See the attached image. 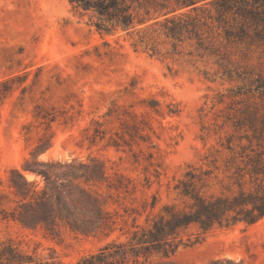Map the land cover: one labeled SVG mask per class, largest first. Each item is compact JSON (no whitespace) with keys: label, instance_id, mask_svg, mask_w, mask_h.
<instances>
[{"label":"rangeland","instance_id":"rangeland-1","mask_svg":"<svg viewBox=\"0 0 264 264\" xmlns=\"http://www.w3.org/2000/svg\"><path fill=\"white\" fill-rule=\"evenodd\" d=\"M131 7L134 29L105 34L94 28L92 13L67 0H0V82L8 81L0 87V241L75 263L108 242L124 243L132 218L143 223L151 211L153 195L155 210L176 203L175 180L190 164L207 168L213 156L220 179L213 191L237 190L224 147L231 142L240 151L238 138H252L253 111L258 127L264 119V19L248 17L246 32L233 27L229 37L207 28L199 39L160 35L153 54L132 46L134 31L151 22L137 24L144 11L136 2ZM39 139L46 148L33 158ZM91 159L106 174L90 187L115 221L107 234L83 236L60 225L48 236L11 218L12 169L41 189L43 178L24 170L26 160ZM197 233H188L192 241ZM148 264H264V217L214 228Z\"/></svg>","mask_w":264,"mask_h":264},{"label":"trees","instance_id":"trees-1","mask_svg":"<svg viewBox=\"0 0 264 264\" xmlns=\"http://www.w3.org/2000/svg\"><path fill=\"white\" fill-rule=\"evenodd\" d=\"M73 8L90 12L96 18L93 26L99 33L109 34L117 28L134 29L135 22L131 3L136 2L145 16L137 17L136 23L145 25L135 30L132 46L157 54V38L179 41L183 36L197 37L205 28L222 30L230 36L233 27L246 32L248 17L264 19L256 7L264 9V0H67ZM129 1V3H128ZM186 9L178 15L179 10ZM8 81L0 82L5 87ZM2 89H0V95ZM249 120L252 138L240 136L236 146L231 142L224 147L231 153L225 162V170L232 167L227 176L237 186L227 193L213 191V180L220 181L219 170L213 156L210 166H187L175 180L173 191L176 203L161 205L157 210L156 196H152L151 211L143 223L132 218L123 242L111 241L97 252L84 256L75 263H65L52 256H38L21 250L11 239L0 241V264H148L155 256L169 258L181 246L197 243L199 238L214 228L229 227L238 223L251 225L264 217V119L257 124L258 111ZM246 139L248 146L241 145ZM33 158L46 148L39 139ZM255 141V148L253 142ZM218 152V150H216ZM24 170L40 175L44 180L41 189L28 182L22 173L12 169L17 179L10 178V187L16 206L11 218L27 229H41L45 235L58 234L63 225L74 234L95 236L107 234L115 221L105 209L100 195L91 185L106 179L102 163L72 160L60 162H34L26 160ZM247 178V179H246ZM249 186H245V182ZM137 210H133V213ZM191 229L198 233L191 240Z\"/></svg>","mask_w":264,"mask_h":264}]
</instances>
